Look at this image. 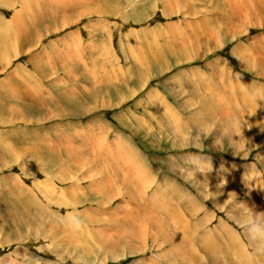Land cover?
Listing matches in <instances>:
<instances>
[{
	"label": "rangeland",
	"instance_id": "374dc122",
	"mask_svg": "<svg viewBox=\"0 0 264 264\" xmlns=\"http://www.w3.org/2000/svg\"><path fill=\"white\" fill-rule=\"evenodd\" d=\"M0 264H264V0H0Z\"/></svg>",
	"mask_w": 264,
	"mask_h": 264
},
{
	"label": "bare ground",
	"instance_id": "6f19581e",
	"mask_svg": "<svg viewBox=\"0 0 264 264\" xmlns=\"http://www.w3.org/2000/svg\"><path fill=\"white\" fill-rule=\"evenodd\" d=\"M130 4V3H129ZM20 6V5H19ZM33 38V37H32ZM155 61V60H154ZM145 68V67H144ZM205 166V165H204ZM231 184V183H230ZM106 189V188H105ZM256 191V190H255ZM109 196V195H108ZM179 208V207H178ZM186 223V222H185ZM183 225V224H182ZM189 243V242H188ZM178 260V259H177Z\"/></svg>",
	"mask_w": 264,
	"mask_h": 264
}]
</instances>
